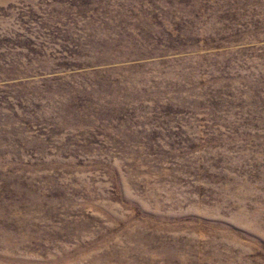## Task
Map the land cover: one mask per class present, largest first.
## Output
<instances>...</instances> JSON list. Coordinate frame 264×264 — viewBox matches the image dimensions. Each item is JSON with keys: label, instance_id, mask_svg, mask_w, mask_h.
Instances as JSON below:
<instances>
[{"label": "rangeland", "instance_id": "1", "mask_svg": "<svg viewBox=\"0 0 264 264\" xmlns=\"http://www.w3.org/2000/svg\"><path fill=\"white\" fill-rule=\"evenodd\" d=\"M0 264H264V0H0Z\"/></svg>", "mask_w": 264, "mask_h": 264}]
</instances>
